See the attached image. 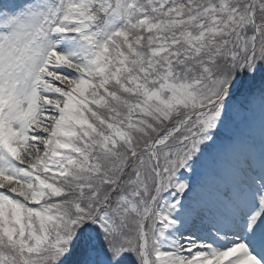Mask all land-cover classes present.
<instances>
[{
  "label": "snow or ice",
  "instance_id": "snow-or-ice-1",
  "mask_svg": "<svg viewBox=\"0 0 264 264\" xmlns=\"http://www.w3.org/2000/svg\"><path fill=\"white\" fill-rule=\"evenodd\" d=\"M256 107L264 0H0V264H264Z\"/></svg>",
  "mask_w": 264,
  "mask_h": 264
},
{
  "label": "rangeland",
  "instance_id": "rangeland-1",
  "mask_svg": "<svg viewBox=\"0 0 264 264\" xmlns=\"http://www.w3.org/2000/svg\"><path fill=\"white\" fill-rule=\"evenodd\" d=\"M260 120L258 107L245 115L234 116L221 130L220 142L227 143L230 140L245 141V143L252 144L253 148H256L257 145H264V133L261 131Z\"/></svg>",
  "mask_w": 264,
  "mask_h": 264
},
{
  "label": "bare ground",
  "instance_id": "bare-ground-1",
  "mask_svg": "<svg viewBox=\"0 0 264 264\" xmlns=\"http://www.w3.org/2000/svg\"><path fill=\"white\" fill-rule=\"evenodd\" d=\"M255 143L258 144L257 142ZM262 146L264 145H257L256 148H253L254 146H252V144L245 143V141H238L235 144L233 151L226 158L227 163H229L232 167H240L242 164L253 163L255 167V172L258 173L259 155ZM257 169L258 171H256ZM224 179L228 180V177L225 176Z\"/></svg>",
  "mask_w": 264,
  "mask_h": 264
}]
</instances>
